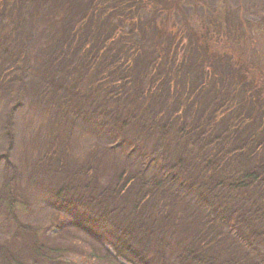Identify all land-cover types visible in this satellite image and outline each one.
<instances>
[{"label": "rangeland", "instance_id": "rangeland-1", "mask_svg": "<svg viewBox=\"0 0 264 264\" xmlns=\"http://www.w3.org/2000/svg\"><path fill=\"white\" fill-rule=\"evenodd\" d=\"M172 1L0 0V264H264V0Z\"/></svg>", "mask_w": 264, "mask_h": 264}, {"label": "trees", "instance_id": "trees-1", "mask_svg": "<svg viewBox=\"0 0 264 264\" xmlns=\"http://www.w3.org/2000/svg\"><path fill=\"white\" fill-rule=\"evenodd\" d=\"M135 4L138 6V8H140V6L142 7H149L151 8L152 11L158 14H166L167 16H170L172 11L176 8H178V4H176L174 1L172 0H134ZM187 27H185L184 29H186ZM187 30V29H186ZM212 30V28H211ZM235 41H238L240 38V33L239 31L238 32H235ZM237 36V37H236ZM205 37V40L206 39H209L207 37H209V35L205 32V35L203 33V38ZM209 41H211L209 39ZM238 44H240L238 42ZM241 46H242V43H241ZM242 50V49H241ZM262 77V75H259L258 77H256L254 79V83H257V80H260ZM85 251V250H84ZM85 254V253H83ZM91 255H95L97 256V254H95L94 252L91 253ZM88 258L87 256H82L80 257L79 259L82 260V261H85V259Z\"/></svg>", "mask_w": 264, "mask_h": 264}]
</instances>
